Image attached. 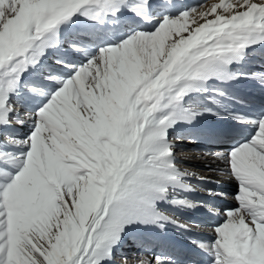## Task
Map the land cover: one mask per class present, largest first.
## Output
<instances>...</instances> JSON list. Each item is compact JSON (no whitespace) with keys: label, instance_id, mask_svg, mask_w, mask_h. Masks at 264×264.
I'll list each match as a JSON object with an SVG mask.
<instances>
[{"label":"snow or ice","instance_id":"1","mask_svg":"<svg viewBox=\"0 0 264 264\" xmlns=\"http://www.w3.org/2000/svg\"><path fill=\"white\" fill-rule=\"evenodd\" d=\"M125 13L144 26L118 33ZM73 17L92 24L87 42H67L82 59L45 73ZM259 45L264 0H0V264H110L129 229L190 231L162 210L197 206L169 129L211 116L244 130L212 154L237 203L210 242L192 243L209 264H264V105L237 111L216 86L248 80L236 66ZM37 69L41 82H26ZM251 78L264 89V71ZM25 123L23 138L5 131ZM139 264L176 261L150 250Z\"/></svg>","mask_w":264,"mask_h":264},{"label":"bare ground","instance_id":"2","mask_svg":"<svg viewBox=\"0 0 264 264\" xmlns=\"http://www.w3.org/2000/svg\"><path fill=\"white\" fill-rule=\"evenodd\" d=\"M219 1V0H218ZM153 2H165V0H153ZM167 2L168 3H176V4H178L180 1L179 0H167ZM205 1H203L202 2V4L204 3ZM207 2H210V0H207ZM206 3V2H205ZM202 4H201V6H202ZM210 4H211V2H210ZM183 5V4H182ZM129 14L130 13H125V15L123 16V17H121V24L123 25V28H122V30H126V27L125 26H131V23H130V19H129ZM73 20L75 21L74 23H72V24H70V25H68V26H65L64 28H63V32L64 31H66L68 28H69V26H71V25H77L78 27H81L82 29H85V30H88V29H90V25H89V23L90 22H85L84 21V19L81 17V18H76V17H73ZM138 24H140V26L141 27H143L144 26V24L142 23V22H140L139 21V23ZM62 32V33H63ZM55 51H59V52H65L66 51V49L64 48V47H60V48H58V49H55V50H51V51H49V53H53V52H55ZM68 59L69 60H73V61H80L81 59H74V58H72L71 56H68ZM23 95H24V93H23ZM22 95V96H23ZM22 96H21V98H22ZM28 103V102H27ZM27 103H26V105H27ZM32 104H33V102H31ZM241 105H243V106H250V105H253V104H251V103H248V102H241ZM184 126H187V125H185V124H179V125H176L174 128H170L169 129V135H171L177 128H180V127H184ZM30 131V125H29V128H27L26 129V134L28 133ZM26 134H24V135H22V137H24ZM170 138V137H169ZM204 164H206V162L205 161H203V162H195V167H202L203 166V168H206V169H208V168H212L213 166L212 165H210V166H208V167H204ZM217 166H219V167H221V170L225 173V176H219V175H217V173H210V174H208V176L210 177V178H212V179H217V178H220V179H226L227 177H229L228 178V181H232V183H234V185H235V187L237 188V183H236V181L233 179V177L229 174V172L227 171V168H226V165H225V163L222 161V160H217L216 161V163H215ZM176 165H177V167L181 170V171H185V169H183L182 167H179L180 165H182V162L180 161V160H178V162L176 163ZM186 171H188V172H190V173H193L194 175L192 176V178L190 179V183L192 182V181H194L197 177H199L200 175H202V173H200V172H191V171H189V170H186ZM192 184V183H191ZM193 185V184H192ZM182 196H184V197H186L187 199H189V200H191V201H193L195 204H196V201L198 200V199H200L201 197L198 195V193L193 189L192 191H190V192H184V193H182ZM234 201H235V199H234ZM236 201H235V203L233 204V205H231V208L232 207H235L236 206ZM166 205H168V204H166ZM168 206H170V205H168ZM162 208H164V205H162ZM177 208H179V209H182V210H185L186 208H181V207H177ZM191 208H195V207H191ZM222 217H223V215H222ZM171 225H173V224H171ZM176 229H177V231H179L178 229V227L176 226V225H173ZM134 232H139V233H143V232H149V233H154V234H158V235H161L162 234V231H161V229L160 228H156V227H153V228H150V229H141V228H134V229H129L126 233H125V235L123 236V239H124V237H126V236H128L129 234H131V233H134ZM164 235V234H163ZM212 235L214 236V234H209V235H202V236H200V238L201 239H205L206 240V242L208 243V242H210L211 240H212ZM206 236V237H205ZM123 239L121 240V242H123ZM167 241H169V244H168V242H160L159 244H157L156 245V248H162V247H165V248H168L169 246H173L174 247V249L173 250H171L170 251V253L171 254H174V253H178V251H182L183 249H184V247L186 246L185 244H182V246L181 245H178V243H180L181 241L180 240H175V241H173V242H170V238L168 237L167 238ZM117 250V248L115 249V251ZM206 264H209V260H208V257H206Z\"/></svg>","mask_w":264,"mask_h":264},{"label":"rangeland","instance_id":"3","mask_svg":"<svg viewBox=\"0 0 264 264\" xmlns=\"http://www.w3.org/2000/svg\"><path fill=\"white\" fill-rule=\"evenodd\" d=\"M206 3H203V7H208V6H210L211 4H213V3H219V1L218 0H210V2H211V4H210V2H207V0L205 1ZM119 33V32H118ZM0 140H2V138L0 137Z\"/></svg>","mask_w":264,"mask_h":264}]
</instances>
